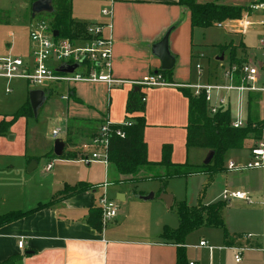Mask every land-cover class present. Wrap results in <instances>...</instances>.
<instances>
[{
    "label": "crops",
    "instance_id": "obj_1",
    "mask_svg": "<svg viewBox=\"0 0 264 264\" xmlns=\"http://www.w3.org/2000/svg\"><path fill=\"white\" fill-rule=\"evenodd\" d=\"M70 1V17L74 22L106 23L108 22V20L111 21L112 32L110 34L113 40L111 75L112 77H114V74L116 76L114 78L119 77L118 79L122 80L139 81L143 77L151 73H156V71L161 68V63L159 58L153 54L152 45L159 42L168 30L169 35L167 46L169 53L175 58V63L172 67V81L170 82L172 85L170 86L180 89L182 87H180L179 84L212 83L213 80H219L220 76H218L217 78L215 76L219 75L220 69L222 70V67L225 68V66L227 65V68L233 65H237L236 62L228 60V58H226L224 55L223 58L220 59V56L216 54L212 58L216 61V65H214L213 70H218L215 75H212L213 71L211 73L210 71H208L209 66L212 65V62L208 58L206 60L207 64L205 68H203L200 62L196 63L195 70L198 76L196 80L199 79L196 82L191 83L188 80H182L181 78H178L176 76L174 68L176 70V68L179 66V54L177 52L178 30L181 27H186V29H184L183 36H185V31H190L191 41L189 43V51L193 53V47L196 45L193 43L194 30L207 29L197 27L192 28L190 25V12L187 8L177 4L178 0H116L112 4H110V0ZM226 1L227 0H195L196 3L218 2L222 4L233 5L230 3H226ZM253 1L255 0H252L249 3ZM29 5L30 1L28 5L27 3L24 4L26 12L29 8ZM244 5L247 6V4ZM106 7L111 8L112 13L110 17H106L101 13V10ZM30 21L31 20H27L25 18L24 25L26 27H29ZM224 24L228 25V21H226ZM231 31L232 29L230 28L229 34L231 33ZM260 32L261 29H259V33ZM239 35V41H241L243 45H239L237 47V49L235 50V56L238 57L239 53L240 55L245 54L246 57L244 61H241L240 63L251 62L249 61L247 51L250 46L246 44L244 40V34ZM231 38L233 37H228L226 40L228 41ZM183 41L184 43L186 42L185 37H183ZM220 44L223 45V43ZM220 44L218 46H220ZM244 50L246 51V53L243 52ZM194 58L197 60L205 59L204 53L202 51L196 52ZM253 59V62H262L257 56H254ZM197 65L201 67L200 70L196 67ZM96 85L106 87L103 84L82 83L72 87L73 89L69 93L70 99L82 102L83 99L81 95H83L85 92L93 90ZM56 86L57 85H50L48 87L38 89H42L46 94H48L49 97L50 93L53 92L52 88ZM64 87L67 88L66 86ZM134 87L135 86H133V90ZM27 88L28 90L26 92V97L22 104H24L26 100H28L29 89L31 88ZM85 88L88 89L85 90ZM162 90L166 92L169 91V89L165 88H163ZM189 90L190 92H192V89ZM181 94L184 99L183 103L185 102L186 106V123L183 126L185 130V126L187 124L188 101L187 98L183 95L182 91ZM233 96L234 95H232V98ZM48 97L46 98V100H48ZM174 97L176 99H179L177 94L174 95ZM46 100L42 106H45V104L47 103ZM143 101L144 112L128 114L125 112V98L124 116L122 120L126 119L127 117L141 115H143L146 120L149 115L147 113L149 110H151L154 100H152V104H149L147 102V98H145V100ZM95 102L98 103L97 105L99 106H90L92 110L89 117L78 118L85 120L86 122L89 121L97 124L96 127H93L95 129L92 133L97 130V127L102 122L103 116L108 117L113 122H120L115 120V118L113 119V117L109 115V112L106 110L105 105L101 104V102ZM67 104L72 105V103L69 102ZM69 118L76 117L72 115L71 117L64 118L65 130L64 128L62 130L59 127H56L60 129L61 133H63V137L66 133L68 135V128H70L71 126H74L75 128L79 127V125H75L73 119H70V121ZM22 119H28V117L18 118L16 122L10 126L11 130L14 128V125ZM150 125H155L154 121L151 119ZM147 126L144 128L143 133V139L146 144L147 160L152 163H157L160 160L156 161V158L150 157L151 150L146 136ZM14 138L15 136H10L9 140ZM57 139L63 141L65 151H73L76 152L77 155H79L76 149L77 146L70 143L68 138L66 140L65 137L64 140L63 138H59L58 136ZM0 140L3 141L4 138L0 136ZM255 141L256 139L253 136H249L245 140L244 145L241 149L228 150L224 155V164L222 171H219L213 175L198 174L188 177L191 179L198 178L203 182V184L205 183L204 185H207L204 191V195H209L212 193L213 196L205 202H203V198H201L202 204H209L216 200H219L220 194L223 189L246 191L250 194L254 204L263 203L260 202L264 178V173L262 170L252 169L244 171H229L226 169V164L230 160L237 162L247 161L249 159V148L255 143ZM164 144L172 145L171 143H167V141H165L162 146ZM52 148L53 144H49L46 145L45 148L38 153L29 152L30 148L28 147V144L26 146L25 140L24 150L22 148L20 150V154L17 152L9 153L0 151V158H2V160L4 161H7L2 166H0V171L2 170L3 174L0 179V215L10 211L30 210L36 207L39 203H46L50 200H53L54 197H56L57 193L61 192L65 188L73 187L80 182L86 183L90 186H98L105 181L109 183L106 190L108 197L111 194L110 187H112L113 185H118L121 188L112 192L114 199L109 197L110 199L117 201L119 206L118 215L111 222L103 224L101 231H97L87 224L86 219L88 216V211L91 208L97 207L98 199L102 192L97 187L90 190H84L74 193L63 199H58L48 207L36 210L16 221L10 222L0 227V262L8 260L11 257H16L14 264L175 263L176 245L160 237V234L162 233L164 227L175 229L178 226V217L175 222L173 220L168 222L167 219V210H169L173 206V203L175 201L173 194L166 190H163V187L158 188L157 191H149L136 190V188L133 187V184H115L113 169L110 168L109 164L104 165L103 163L97 161H82L81 157L79 156L77 158H54L52 156ZM184 148L186 149V151L188 150V148L185 146V141ZM201 149L207 151L204 160L201 163L189 164H205V161L208 160L212 150L206 148ZM13 158L18 159L19 163V167L14 170L12 168L13 164H11V160ZM40 160H43L42 166L44 171H46V175L44 177L35 179L29 178L24 175L23 166L28 165V163H30L31 161H35L36 168L34 170H36L40 165ZM171 162L174 164L181 163L175 160H171ZM49 163H52V167L49 170H46V165ZM83 164H85L86 166H90L91 164H96L100 167L102 166L104 172L100 171L101 178L95 180L90 175H88ZM158 169L161 170V168ZM106 173H111L112 180L108 181V179L106 178ZM139 175H148V173L145 169H143L140 171ZM123 187H125L126 189L122 190ZM201 190L202 189H200L197 194V200L195 204L198 202L199 193ZM162 192L172 196V203L170 206H167L166 203L162 199H160L159 195ZM29 193L35 195L45 193L46 198H33V200L31 201L29 200ZM149 193H153V197L151 199L140 198V196H145ZM24 197L25 200L27 199L29 201H24ZM13 198H15L16 200L18 199V202L20 203L16 206L13 205ZM231 200L227 201L228 204L226 208L230 205ZM224 215L225 214L223 212L222 218L228 236L224 237L222 234L221 239H219L217 242L214 241V245H241L244 243V239H238V237L245 235L244 233L252 234V238L250 241H248V243L251 244L255 242L254 238H257L259 233L254 232L253 230H255V225H257V227L260 226L261 218L259 214L254 217V220L249 225V228L244 230L240 227L232 226L230 224L229 218H224ZM244 222H247V219ZM20 240L24 241V245L22 248H18V242ZM254 249L258 252H262L261 247H258L257 249L253 248L252 250ZM215 251H217V259L216 261H213L212 264H222L220 261L222 252L230 250H214L212 255H214ZM243 256L242 260L238 263H241L242 261L248 259L247 256ZM248 257L250 258L251 256ZM187 260L188 262L192 261L190 259ZM193 262L195 264H200V261Z\"/></svg>",
    "mask_w": 264,
    "mask_h": 264
},
{
    "label": "rangeland",
    "instance_id": "obj_2",
    "mask_svg": "<svg viewBox=\"0 0 264 264\" xmlns=\"http://www.w3.org/2000/svg\"><path fill=\"white\" fill-rule=\"evenodd\" d=\"M30 0H0V55L10 54L13 56H18L22 58H27L29 51V38L27 40V36L29 34V27L24 25V19L32 20L34 18L44 19L47 22H51L53 15L51 12L41 11L38 12L32 17L31 3L26 12L24 8V4L29 3ZM252 0H227L226 3H230L233 5H244L249 4ZM53 8V7H52ZM32 17V18H31ZM178 26V25H177ZM176 26V27H177ZM175 27V28H176ZM12 31H11V30ZM184 29L181 27L178 30L177 36V52L179 54L178 64L179 66L174 68L176 76L181 78L182 80H188L193 83L196 82V78L198 77L195 70L196 63H199L205 68L207 64V59L209 58L212 62V65L209 66L208 71L212 72V75L217 73L216 69L213 70L214 65H216V61L212 58L214 55H224L228 60L233 62H241L244 61L246 55L238 54V57L235 56V50L239 45H243L240 39V33L232 30L229 34L230 28L226 25L222 27L213 26L209 27L206 30L195 29L193 33V43L196 44L193 47V53L189 51V43L191 41L190 31H185V36H183ZM260 27L253 26L250 28L247 33L244 34V40L248 48V57L249 61L253 63V57L257 56L261 61H264L263 54V46L259 42ZM232 35V36H230ZM183 37H185V43L183 41ZM228 37H233V40H226ZM220 43H223L220 44ZM220 44V46H218ZM236 44V45H235ZM203 52L205 59L197 60L194 58L196 52ZM246 53V51H243ZM251 63V64H252ZM227 66V65H226ZM225 66V68H226ZM218 68V67H217ZM222 67V69H225ZM222 70L220 69L219 79L222 78ZM262 77L258 82V85H262L264 82V69L261 70ZM114 77H116L113 74ZM119 78V77H117ZM122 78V77H121ZM188 78V79H184ZM214 82V80H213ZM212 82V83H213ZM82 84L78 83L75 86ZM86 84V83H84ZM105 85V84H103ZM64 84H59L56 87L52 88V93H50L48 100H46L45 106H40L38 110V115L34 116L32 113L28 117V119H22L18 121L14 128L11 130L8 129V132L5 136H1L4 138L3 141L0 140V151L9 152V153H19L20 150L25 145L28 144L29 152H39L42 151L46 145L53 144L54 140L51 137V132L53 128L59 127L63 130L64 128V118L71 117L72 115L76 118H69L74 120L75 125H79V127L75 128L71 126L68 128V135L65 131L64 137L63 133H59V138H63L66 140L69 139L70 143L76 145V149L78 151V156L82 157V151H84L85 146L90 143V135L96 127V123H92L89 121H85L78 118H86L90 116L92 108L90 106H99L97 102H101V104L106 106V110L109 112V115L115 118V120L120 121L124 116V103L127 91L128 93L133 89L134 85L129 83L117 84L111 87L110 89L106 87H101L100 85H96L93 90L85 92L82 97V102L78 100L70 99V95L68 100H61V93H66V89ZM9 87L10 91L6 92V88ZM30 90L37 89L36 87L30 86L23 79H12L10 81L6 80L3 77H0V118L4 121H9L11 119L12 114L21 106L22 102L26 97V92L28 88ZM140 91L145 94V98H147V102L152 104V100H154L153 106L151 110L148 111L145 120L146 128V136L147 141L150 147V152L152 158H156V161L161 160L162 156V144L167 141V143H171L170 145V161L175 160L177 162L182 163H201L206 157L207 151L201 148L190 147L186 151L184 148L185 141V130L183 128L186 123V106L184 99L181 94L180 89L172 86L163 87L165 89H169L168 92L162 90V87H139ZM73 88H70L68 92H71ZM88 88H85L87 90ZM179 97L176 99L174 95ZM128 95V94H127ZM72 103V105H68L67 103ZM234 102V101H233ZM244 106L248 112L250 119L254 122H259L264 119V93H250L249 97H246V100H243ZM45 103V102H44ZM68 105V106H67ZM148 107V104H147ZM68 115V116H67ZM71 115V116H70ZM106 116H103V119ZM131 119V117H129ZM102 119V120H103ZM150 119L154 121L155 125H150ZM71 121V120H70ZM119 123V122H116ZM95 125V126H94ZM65 130V128H64ZM10 136H15L14 139H10ZM12 168L17 169L19 167L18 159L13 158L12 160ZM25 161V159H24ZM224 161V160H223ZM5 162L0 158V166H2ZM160 162V161H159ZM29 164V163H28ZM224 164V163H223ZM43 160H40V165L38 169L33 170L31 172L27 171V167L23 166L24 175L29 178L40 179L46 175V171L43 169ZM85 171L88 175H90L95 180L101 178L100 171L104 172L103 167L98 166L96 164H91L90 166H86L83 164ZM111 168V167H110ZM110 170V169H109ZM111 171V170H110ZM160 174L163 173V169L159 170ZM108 172V171H107ZM2 170L0 171V179L2 176ZM140 179L136 183L133 184V187L136 190H152L157 191L158 188L163 187V190H166L174 195V203L173 206L167 210V219L168 222L177 220V203L181 200H185L188 205H194L196 202L197 194L200 189L203 188L204 184L198 178H149L148 175H139ZM106 178L112 180L111 173H106ZM116 184V183H115ZM126 187V185H125ZM123 187L122 190L126 188ZM101 190V188H98ZM121 189L118 185H113L110 187L111 194L110 198L114 199L113 191ZM29 200H33V198L44 199L46 198L45 193H40L39 195L29 193ZM204 196V197H203ZM212 193L209 195H201L203 198V202L209 200L212 197ZM13 205H18L19 200L13 198ZM221 200H224L220 197ZM25 200L24 201H29ZM261 204H245L242 201L231 200L230 205L225 209L224 218H229L230 224L234 227H240L243 230L249 228V225L254 220V217L257 214L260 215L261 223L260 226L257 227L255 225L254 232H258L259 235L257 238H254V243H249V245L253 248L263 247L264 243V178H263V187H262V195L260 197ZM225 210V211H224ZM222 212V213H223ZM247 222H244L246 221ZM222 230L219 228H208L205 226H201L196 230L189 232L185 238L186 245V256L187 259L192 261H200V264H212L213 261L217 259V251H215L212 256L213 259L210 258L207 250L200 248L198 243L201 239L206 240L210 245H214V241H218L222 237ZM247 234V233H244ZM261 245V246H260ZM223 246V245H219ZM254 251V252H253ZM256 251V252H255ZM243 257L247 256V260L242 261L241 263H235L233 260L232 251H223L220 257V261L222 264H264V253L258 252L257 250H247L243 253ZM248 256H251L250 258ZM15 260H12L9 264H14Z\"/></svg>",
    "mask_w": 264,
    "mask_h": 264
},
{
    "label": "built area",
    "instance_id": "obj_3",
    "mask_svg": "<svg viewBox=\"0 0 264 264\" xmlns=\"http://www.w3.org/2000/svg\"><path fill=\"white\" fill-rule=\"evenodd\" d=\"M116 0H110V4ZM106 16H111V8L106 7L101 10ZM217 23L216 26L227 27L240 34H245L253 26L261 29L259 42L264 47V0H255L247 5L243 16L237 20H227ZM233 30V31H234ZM52 20L47 22L44 19L34 18L29 24V51L27 58L16 57L10 54L0 55V77L10 81L12 79H23L28 85L38 88H45L50 85L64 84L66 93H61L62 100H68L69 89L78 83L105 84L111 88L117 84L129 83L137 87H166L172 85L166 81L161 73H151L139 81H127L114 78L111 75L112 68V46L111 36L112 23L86 22L81 32L76 36L53 35ZM264 54V48H263ZM242 62L239 67L233 65L222 69V78L207 84H179L182 88L192 89L194 95L203 92L207 103L209 114H215L218 109H228L231 113V126L234 128L243 127L247 120V110L243 100L249 93H264V83L258 85L262 77L261 70L264 69V61ZM77 64L73 72H61L60 67ZM199 70L201 67L196 66ZM264 76V75H263ZM264 78V77H263ZM264 82V81H263ZM10 88H6L9 92ZM232 95L233 98H232ZM145 100V98L143 99ZM234 101V102H233ZM132 120L127 117L119 123L111 121L105 117L97 127V132L82 151V161H97L104 165L108 164L107 150L112 136L125 137L123 127L130 126ZM60 129L55 128L51 132L53 139H57ZM52 167V163L46 165V170ZM229 171H244L260 169L264 173V119L261 128V137L249 148V159L245 162L230 160L226 164ZM106 181L97 186L101 188V195L98 199L97 207L101 212V223L111 222L119 211L116 200H112L107 195ZM220 197L225 201L237 199L252 204L250 194L241 190L223 189ZM252 234L247 233L238 237L244 239L241 245L212 246L206 240L201 239L198 243L200 248L206 249L212 259L214 250H230L233 253L234 262L242 260L243 253L252 250L248 241ZM24 241L18 242V248H22ZM264 253V243L261 247ZM188 264H195L189 261Z\"/></svg>",
    "mask_w": 264,
    "mask_h": 264
},
{
    "label": "trees",
    "instance_id": "obj_4",
    "mask_svg": "<svg viewBox=\"0 0 264 264\" xmlns=\"http://www.w3.org/2000/svg\"><path fill=\"white\" fill-rule=\"evenodd\" d=\"M36 0H30L32 4ZM53 10L51 14L52 27L59 31L61 36H76L84 27L83 22H74L70 17V0H50ZM177 4L187 8L190 12V25L192 28H209L216 26L217 23L227 20H237L243 16L246 11V5H227L218 2L196 3L195 0H178ZM237 66L241 63L236 62ZM156 73H161L166 81H172V69H158ZM183 95L187 98V124L185 126V146L206 148L212 150V158L209 163L202 165H192L187 162L174 164L170 161V145L162 146V156L160 162L152 163L147 160L146 144L143 139L145 128V118L143 115L131 117L132 124L123 127L124 138L112 136L107 150V161L113 169L114 182L124 184H134L141 180L139 173L145 169L150 175L149 178H181L190 177L198 174L213 175L223 170L224 155L228 150L241 149L245 140L253 136L256 140L261 137V128L263 120L254 122L250 119L249 110L247 112L246 124L240 128L231 126V113L228 109H218L215 114H209L207 103L202 93L194 95L187 88H180ZM250 93L248 94L249 97ZM48 94L46 95V98ZM144 94L138 90H131L126 98L125 112L128 114L144 112ZM32 112L29 100H26L11 116L9 121L0 120V136H5L8 129L20 117H29ZM97 130L90 135L94 137ZM69 133V132H68ZM54 158H77L78 155L73 151L63 149L61 156ZM163 169V173L157 170ZM97 186H90L86 183H78L73 187H68L57 193L53 200L46 203H39L30 210L10 211L0 215V227L10 222L16 221L27 214L36 210L50 206L58 199L66 198L74 193L90 190ZM207 185H204L199 193L198 202L189 206L185 200L177 203L176 213L178 217V226L175 229L164 227L161 238L176 245V261L174 264H188L186 256L185 238L187 234L201 226L208 228H219L223 236L227 237L224 221L222 218L223 209L228 202L225 200H216L209 204L201 203V195L204 193ZM88 225L97 231L102 230L101 212L98 207L89 209L86 219ZM16 257L0 262V264H9Z\"/></svg>",
    "mask_w": 264,
    "mask_h": 264
},
{
    "label": "water",
    "instance_id": "obj_5",
    "mask_svg": "<svg viewBox=\"0 0 264 264\" xmlns=\"http://www.w3.org/2000/svg\"><path fill=\"white\" fill-rule=\"evenodd\" d=\"M31 10H32V17H34L36 13L41 12V11L52 12L53 8H52V4L50 0H36L31 4ZM53 35L57 36L58 31L54 30ZM168 35H169V30L164 34V36L159 42L152 45V52L155 56L159 58L160 63H161V69L163 70L172 69L175 63L174 56H172L168 50V46H167ZM219 58L222 59L223 55H221ZM77 66H78L77 64L62 66L60 67L59 71L71 73ZM134 90L135 91L138 90V87L135 86ZM46 95L47 94L42 89H34V90L29 91L28 100H29V104L31 106L34 116H37L40 106H42L46 100ZM63 149H64L63 141H61L60 139H55L53 142V148H52L53 154L59 157L61 156ZM212 154L213 153L211 151L208 160L205 161V164L209 163V161L212 158ZM35 168H36L35 161H31L28 164L27 171L31 172ZM152 197H153V193H149L148 195H145V196H140V198L142 199H151ZM159 197L166 203L167 206L171 205L172 203L171 195L165 194L162 192L159 195Z\"/></svg>",
    "mask_w": 264,
    "mask_h": 264
}]
</instances>
